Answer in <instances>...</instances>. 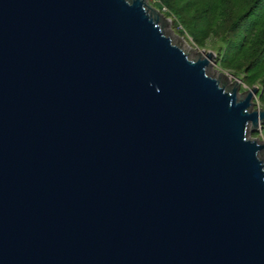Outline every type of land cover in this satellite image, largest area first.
I'll use <instances>...</instances> for the list:
<instances>
[{
	"label": "water",
	"instance_id": "95a60500",
	"mask_svg": "<svg viewBox=\"0 0 264 264\" xmlns=\"http://www.w3.org/2000/svg\"><path fill=\"white\" fill-rule=\"evenodd\" d=\"M169 22L147 0H0V264H264L257 88Z\"/></svg>",
	"mask_w": 264,
	"mask_h": 264
},
{
	"label": "trees",
	"instance_id": "16d2710c",
	"mask_svg": "<svg viewBox=\"0 0 264 264\" xmlns=\"http://www.w3.org/2000/svg\"><path fill=\"white\" fill-rule=\"evenodd\" d=\"M159 9L173 18L195 42L217 44L221 66L248 87L264 109V0H159ZM238 78V79H239ZM264 138V123L261 127Z\"/></svg>",
	"mask_w": 264,
	"mask_h": 264
},
{
	"label": "rangeland",
	"instance_id": "374dc122",
	"mask_svg": "<svg viewBox=\"0 0 264 264\" xmlns=\"http://www.w3.org/2000/svg\"><path fill=\"white\" fill-rule=\"evenodd\" d=\"M147 2L149 3V5L157 9L159 12H161L165 16L164 14V10H166V8H164L165 6L162 7L161 9H159L158 6H155V3H160L159 0H147ZM165 17L169 19L170 22L168 26L170 27L169 28L165 27L164 32L167 34V36L172 38L176 46L181 48L188 55L189 59H197L198 54H199V57H203L204 53L211 52L213 54V58L212 60H210L211 64L208 68L210 76L216 77L217 73H224L228 76L230 75L233 76L234 79L239 78V77L238 78L234 77L233 72L230 69H225L221 66V63H220L221 57L217 58V53H216L217 44L216 43H212L211 41L207 43V41H205L204 44L201 45L200 43L195 42L190 37H187L186 34L181 35L180 33L181 28L176 24L175 20L167 16ZM174 35H176L180 39H175ZM180 40H181V45H180ZM234 79H231V81H233ZM238 80L240 81V88H239L240 93L250 89L240 80V78ZM253 108L262 109V106L256 100V96L255 98H253ZM261 127L262 125L258 127L255 131L249 133V137L253 139H258L259 141L264 142V138L261 133Z\"/></svg>",
	"mask_w": 264,
	"mask_h": 264
},
{
	"label": "built area",
	"instance_id": "2783aa9c",
	"mask_svg": "<svg viewBox=\"0 0 264 264\" xmlns=\"http://www.w3.org/2000/svg\"><path fill=\"white\" fill-rule=\"evenodd\" d=\"M165 11V10H164Z\"/></svg>",
	"mask_w": 264,
	"mask_h": 264
}]
</instances>
